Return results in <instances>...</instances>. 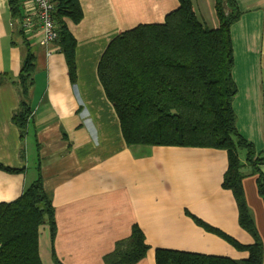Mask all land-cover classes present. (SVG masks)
Here are the masks:
<instances>
[{
    "label": "crops",
    "instance_id": "obj_1",
    "mask_svg": "<svg viewBox=\"0 0 264 264\" xmlns=\"http://www.w3.org/2000/svg\"><path fill=\"white\" fill-rule=\"evenodd\" d=\"M11 1L0 0V74L9 76L0 85V163L22 170L0 169V202L17 199L42 174L57 224L54 238L48 224L40 228L43 264H106L104 256L118 239L130 235L135 224L149 244L145 257L135 264H157V248L248 257L247 251L207 231L189 215L244 244L254 241L239 224L233 192L223 187L227 150L128 146L98 76V63L113 37L141 23L164 22L180 1L79 0L82 20L63 18L77 39L74 82L59 41L45 45L36 20L31 29L23 27L24 14L35 12L34 1L14 0L19 17ZM193 2L207 24L215 0ZM236 2L241 11L232 25L237 126L257 154L264 155V0ZM26 44L36 54V69L29 93L31 116L22 137L13 115L21 103L17 79ZM241 155L245 160L246 152ZM260 167L264 175V163ZM251 169L244 168L249 174L243 186L264 244V199Z\"/></svg>",
    "mask_w": 264,
    "mask_h": 264
},
{
    "label": "trees",
    "instance_id": "obj_2",
    "mask_svg": "<svg viewBox=\"0 0 264 264\" xmlns=\"http://www.w3.org/2000/svg\"><path fill=\"white\" fill-rule=\"evenodd\" d=\"M61 49L66 56L71 80L76 81L77 39L64 17L78 23L83 18L79 0H53ZM180 6L162 23H141L113 37L98 63V76L107 98L113 103L128 146L177 145L213 147L228 152L229 164L223 187L233 192L239 224L254 238L244 244L232 235L190 214L195 222L239 250L244 259L176 249L157 248V264H263L264 244L247 203L244 168L257 174L258 190L264 199V155L238 129L234 99L238 85L233 75L235 54L232 25L241 16L236 0H215L217 27L208 26L198 15L193 0ZM13 14L20 7L11 1ZM36 54L29 44L17 83L21 103L13 120L24 137L31 116L30 88L34 84ZM6 74H0V85ZM242 151L246 152L245 160ZM0 169L21 168L0 163ZM48 224L55 237L57 224L50 193L39 173L23 193L10 202H0V264H43L39 234ZM149 244L139 225L118 239L104 256L106 264H135L147 254Z\"/></svg>",
    "mask_w": 264,
    "mask_h": 264
},
{
    "label": "built area",
    "instance_id": "obj_3",
    "mask_svg": "<svg viewBox=\"0 0 264 264\" xmlns=\"http://www.w3.org/2000/svg\"><path fill=\"white\" fill-rule=\"evenodd\" d=\"M35 3V12H26L22 19V24L25 29L34 27L35 20L38 27L43 33V43L50 45L55 43L59 38L57 23L55 21L54 12L56 3L53 0H33ZM52 50H49V54Z\"/></svg>",
    "mask_w": 264,
    "mask_h": 264
},
{
    "label": "rangeland",
    "instance_id": "obj_4",
    "mask_svg": "<svg viewBox=\"0 0 264 264\" xmlns=\"http://www.w3.org/2000/svg\"><path fill=\"white\" fill-rule=\"evenodd\" d=\"M211 13H212V17H210L211 19L207 20L208 21V26L214 28L215 25H213V23L211 24L210 21H213V22H217V25H218V19L216 17V13H215V9L213 7V3H212V7H211ZM202 18V17H201ZM242 153H245V151H242Z\"/></svg>",
    "mask_w": 264,
    "mask_h": 264
}]
</instances>
